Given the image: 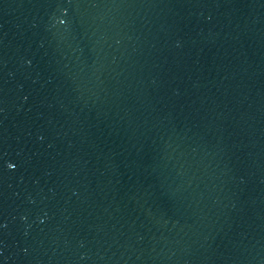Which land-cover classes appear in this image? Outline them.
Here are the masks:
<instances>
[{
    "label": "water",
    "instance_id": "water-1",
    "mask_svg": "<svg viewBox=\"0 0 264 264\" xmlns=\"http://www.w3.org/2000/svg\"><path fill=\"white\" fill-rule=\"evenodd\" d=\"M0 264H264V0H0Z\"/></svg>",
    "mask_w": 264,
    "mask_h": 264
}]
</instances>
